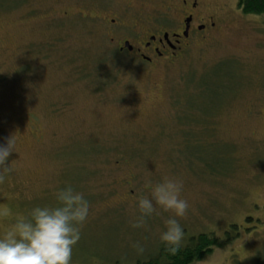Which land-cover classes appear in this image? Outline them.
Returning <instances> with one entry per match:
<instances>
[{
	"label": "rangeland",
	"instance_id": "1",
	"mask_svg": "<svg viewBox=\"0 0 264 264\" xmlns=\"http://www.w3.org/2000/svg\"><path fill=\"white\" fill-rule=\"evenodd\" d=\"M95 3L0 0V144L16 138L13 171L0 179V234L70 185L89 203L70 264L132 263L162 244L169 215L133 227L136 198L168 175L190 206L178 218L185 237L225 238L236 225L193 264H264V18L211 0L224 26L150 68L114 54ZM196 133L201 143L186 145Z\"/></svg>",
	"mask_w": 264,
	"mask_h": 264
},
{
	"label": "clouds",
	"instance_id": "2",
	"mask_svg": "<svg viewBox=\"0 0 264 264\" xmlns=\"http://www.w3.org/2000/svg\"><path fill=\"white\" fill-rule=\"evenodd\" d=\"M15 150L13 134L0 144V179L13 171L9 156ZM182 188V180L174 176L165 175L155 183L146 180L145 191L135 201L138 214L133 227L142 226L153 215L169 213L162 217L158 239L170 255L185 246V230L178 218H183L190 206L181 196ZM55 200L52 206L37 205L19 214L0 234V264H70L89 203L70 185L57 189Z\"/></svg>",
	"mask_w": 264,
	"mask_h": 264
},
{
	"label": "flooded vegetation",
	"instance_id": "3",
	"mask_svg": "<svg viewBox=\"0 0 264 264\" xmlns=\"http://www.w3.org/2000/svg\"><path fill=\"white\" fill-rule=\"evenodd\" d=\"M93 8L104 15L114 54L150 68L173 63L196 42L212 38L226 20L225 8L211 0H97Z\"/></svg>",
	"mask_w": 264,
	"mask_h": 264
},
{
	"label": "trees",
	"instance_id": "4",
	"mask_svg": "<svg viewBox=\"0 0 264 264\" xmlns=\"http://www.w3.org/2000/svg\"><path fill=\"white\" fill-rule=\"evenodd\" d=\"M237 7L244 14L259 15L264 18V0H237ZM205 84V88L210 89V86L212 84L209 81H206ZM182 115L183 117H186L185 113H183ZM201 135L203 134L196 133V135H194L193 137H189L188 140L185 139L184 142H186V145H188L187 142L197 145L202 141V139H200ZM208 144L210 145V143H205L206 146L204 150L209 151V148L207 147ZM213 161L215 162L216 159H213ZM204 167L211 173H213L214 170H219V165H217V163L215 168L213 164H204ZM248 219L249 217H246V220ZM234 227H236L235 224H230V228L232 230ZM225 230V238L216 236L213 231H197L186 234L185 246L182 247V249L177 252L176 255L168 254L164 246L161 244L155 252L147 255L145 258L136 259L134 262L129 264H193L194 262L200 261L205 258L215 247L224 246V244L230 239V232L228 233V231H232L228 229Z\"/></svg>",
	"mask_w": 264,
	"mask_h": 264
}]
</instances>
